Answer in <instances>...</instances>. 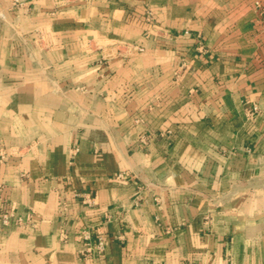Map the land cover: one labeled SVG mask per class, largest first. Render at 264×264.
Wrapping results in <instances>:
<instances>
[{"label":"crops","instance_id":"obj_1","mask_svg":"<svg viewBox=\"0 0 264 264\" xmlns=\"http://www.w3.org/2000/svg\"><path fill=\"white\" fill-rule=\"evenodd\" d=\"M0 148V264H264V0H0Z\"/></svg>","mask_w":264,"mask_h":264},{"label":"built area","instance_id":"obj_2","mask_svg":"<svg viewBox=\"0 0 264 264\" xmlns=\"http://www.w3.org/2000/svg\"><path fill=\"white\" fill-rule=\"evenodd\" d=\"M147 19L148 21H152L153 20V14L152 11L148 10L147 11ZM137 50L142 51L143 47L142 46H136ZM258 106L256 104H253V106L249 109V116L250 118H253L256 113L258 112ZM78 151V148L75 147L74 149H72V153L75 154ZM7 154L5 152L2 151V149L0 148V166L2 165V163H4V161L6 160ZM66 205L65 201H60V206L63 207ZM9 218V216L7 214H5V220L7 221ZM61 238L63 240H66L68 238V234L66 233L65 230H62L61 232ZM97 238V242L95 244V246H93V233L91 232V230L89 228H86L82 231L81 235H80V241L83 242V247L79 250L80 251V257L83 259L86 257L87 254H91L93 253V251L96 249L99 252H102L104 250V237L100 232L97 233L96 235Z\"/></svg>","mask_w":264,"mask_h":264}]
</instances>
